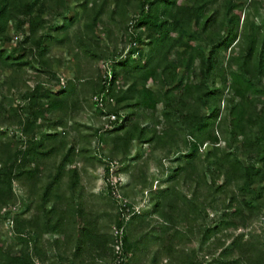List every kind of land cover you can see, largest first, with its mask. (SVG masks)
<instances>
[{
    "label": "trees",
    "instance_id": "trees-1",
    "mask_svg": "<svg viewBox=\"0 0 264 264\" xmlns=\"http://www.w3.org/2000/svg\"><path fill=\"white\" fill-rule=\"evenodd\" d=\"M61 1L46 0V7H37V0H0V70L21 65L28 51L33 49L37 50L40 64L49 66L45 41L67 44L77 58H80V53L89 58L105 56L106 48L93 42V38L110 31V26L102 19L106 11L110 20L119 27L126 29L131 24L134 30L143 28L144 33H138L135 39L144 41L146 50L140 48L139 55L134 56L130 49L127 55L117 60L108 58L110 69L104 60L101 61L95 76L80 74L76 63V77H71L67 85L58 89L42 88L41 81L37 80L25 94L27 104L22 108L29 115L22 124V132L33 130L40 119H48L53 111H58L65 122L71 118L67 114L78 109L80 98L89 93L104 92L105 99L114 100L113 104H106L107 113L119 116L120 111H124L116 133L110 137L100 135L103 140L109 138L111 142L109 157L116 154L124 156V159H113L111 165L105 167L107 179L111 174L126 172L125 159L131 154L135 139L154 151L173 145L179 135L188 131L192 141L187 151L178 156L179 161L173 167L170 180L200 161L197 149L207 141L212 146L204 156L209 167L200 173L203 179L210 175L209 187H214V191L232 187L239 193L252 194L245 200L247 205L263 197L264 81L261 77L264 78V23L255 24L249 18V11L242 16L243 0H115L109 9L105 8L103 0H74L80 10L69 19L74 21L78 13L82 14L74 42L67 32H58L65 25L64 21L54 23V33L43 32L48 21L43 15L45 8L53 11ZM247 6L249 9L256 6L264 8V0H248ZM130 10L132 14H129ZM22 14L27 16L26 26L19 17ZM11 24L15 29L23 25L21 43L24 50L21 52H16L14 47L7 49L3 46L5 40L10 39ZM240 38H244L245 45L239 42L238 52L232 57L236 67L220 66V50L230 48L233 53ZM195 60H198L199 72L195 70ZM179 68H183L182 75ZM16 75L17 70L12 68L7 89L16 80ZM223 88L228 93L221 105ZM158 104L162 105L160 117L146 125L145 122L150 121L146 117L147 110H154ZM202 107L206 108L205 112H201ZM9 109L13 110V107ZM74 122L78 130L84 124L75 117ZM93 130L96 132L100 127ZM6 135L7 131L0 128V141ZM16 144L11 140L0 143V209L13 198L12 181L18 180L26 189L28 201L25 211L30 212L27 218L22 217L21 212L13 217L12 229L18 239L32 241L36 253H40L37 244L44 232L57 234L51 238L50 244L58 252H61V245L67 250L73 241L76 242L66 264H101L105 257H108L105 261L109 264H130L145 248L141 237L131 235L129 230V225L141 218L139 212L130 215L118 239L123 256L114 252L111 235L99 238L101 234L97 232L96 217L87 215L80 199V172L77 165L72 164L75 145H69L67 138L42 136L29 139L24 148L14 150ZM236 146L240 147L242 156L250 159L249 162H243L234 150ZM86 150L83 144L79 145L78 151L83 156ZM139 156L137 152L133 157ZM12 158H18L19 162L12 165ZM145 159L148 160L149 156ZM58 160L61 161L57 163ZM64 161L71 165L65 168ZM45 169L54 171L43 181ZM186 174L187 178L194 179L192 171L186 170ZM63 175L67 178L63 193H60L56 188ZM220 177L223 179L219 183ZM172 181L152 190L154 209L163 205L161 196L179 192ZM112 186L108 184L109 189ZM65 191L68 194L65 195ZM195 198L192 196L189 201L195 202ZM227 198V193L222 196L224 206L230 205L225 203ZM47 200L53 201L51 208L45 207ZM232 212H237L236 206ZM162 216L163 221L149 231L153 238L164 236L165 240L181 233L174 226L171 212L166 211ZM123 223V218L118 217L116 226ZM167 245L172 246L169 242ZM253 245L235 236L232 246L222 249L214 258V264H263L264 252L252 255ZM236 250L238 255L231 257ZM186 261L189 263L187 259L181 260L180 264H187ZM0 264H32V260L24 249L10 254V250H4L0 242Z\"/></svg>",
    "mask_w": 264,
    "mask_h": 264
},
{
    "label": "rangeland",
    "instance_id": "rangeland-1",
    "mask_svg": "<svg viewBox=\"0 0 264 264\" xmlns=\"http://www.w3.org/2000/svg\"><path fill=\"white\" fill-rule=\"evenodd\" d=\"M103 1L105 8L109 9L115 0ZM243 1L242 16L249 11V18L255 24L264 23V8L256 6L249 9L248 0ZM45 4L46 0H37L35 3L37 7H46ZM78 10L80 7L74 0H62L54 6L53 11L45 8L43 15L48 18V21L43 32L54 33V23L64 21L65 25L61 26L58 32L62 34L67 32L68 37L74 42V33L77 27L81 26L82 14L78 13L74 21H71L69 17ZM132 13L130 10L129 14ZM19 17L24 20L23 25L26 26L27 16L22 14ZM102 19L110 26V31L101 34L98 38H93V42H98L106 48L105 56L89 58L80 53V58H77L73 51L69 50L67 44L59 43L56 40L50 43L45 41L43 44H47L46 55L49 57V66L40 64L37 50L33 49L32 52L28 51L26 60L21 65L5 67L0 70V128L7 131V135L2 137L0 143L9 140L16 141L14 150L22 149L29 139L46 136L55 139L65 137L69 145H75L72 164H76L80 172V185L82 186L80 199L87 215L91 217L92 214L96 217L97 232L101 234L99 238L111 235L116 253V240L121 238L127 219L133 212H139L142 215L140 219L129 225V230L131 235L141 237L145 248L140 250L138 256L130 264H180L181 260L187 259L189 261V263L186 261L187 264H214V258L219 255L222 249L232 246V239L235 236L255 244L251 249L252 255L264 252V195L258 200H253L252 205H247L245 200L250 199L252 194L239 193L232 187L217 191H214V187L210 188L208 184L210 175L207 174L203 179L200 173L201 170L205 171L209 167L208 160L204 156L208 149H212L210 142L205 141L198 147L200 161L197 164L188 169L185 168L178 173L173 181L170 180L173 167L179 161L178 156L187 151L192 141L188 131L179 135L177 142L173 145L154 151H150L139 139H135L131 145V154L125 159L126 172L119 175L111 174L108 179L105 177V167L110 166L113 159H124V156L116 154L109 157L111 142L108 140L109 138L103 140L100 135L110 137L116 133L124 111H120L119 116L113 112L107 113L106 104L108 102L113 104L114 100L105 99L104 92L89 93L80 98L78 109L70 111L67 117L71 118L65 122L64 118H60L58 111H53L49 114L48 119H40L33 130L27 133L22 132V124L29 115L22 108L27 104L25 94L28 87H33L37 80L41 81L42 88L58 89L67 85L71 77H76V63H78L80 74L95 76L101 61L104 60L110 69L111 65L106 61L108 58L117 60L127 55L130 49L133 50L134 56L139 55L140 48L146 50L145 42L135 39L138 33H144L143 28L134 30L131 24L126 29L122 26L119 27L110 20L108 11L102 14ZM23 25L20 29H15L13 24L9 25L10 39L8 41L4 39V47L7 49L14 47L16 52L24 50L21 43ZM239 42L245 45L244 38H240L234 45L233 53L230 48L226 51L220 50L218 54L220 66L236 67L232 57L238 52ZM201 44L203 45L202 42ZM194 66L195 70L199 72L198 60H195ZM12 68L13 71L17 70L16 80L7 89ZM182 73L183 68H179V74L182 75ZM261 81H264L263 77H261ZM222 92L221 105L225 102L228 91L223 88ZM9 107H13V110ZM161 108L162 105L158 104L154 110H147L146 117L150 121L145 122L146 125L149 126L152 119L160 117ZM205 111L206 108L202 107L201 112ZM74 117L84 123L79 126V130L75 125ZM56 122L61 123L56 124ZM97 126L100 127V130L95 132L93 128ZM81 136H83L82 141H80ZM80 144H83L87 149L84 151L85 156L78 151ZM234 150L244 163L250 161L248 157L240 154L239 146H236ZM137 152L140 153V156L134 158L133 156ZM146 156H149L148 160L145 159ZM61 160H58L57 163ZM18 162V158L11 160L12 165H16ZM70 165L71 163L68 161L63 162L65 168ZM186 170L192 171L193 180L187 178ZM53 171L45 169L43 181H46ZM66 178L67 176L63 175L57 185L56 189L60 193H63ZM222 179L223 177H220L219 183ZM171 181L175 182V188L179 192L174 191L161 196L163 205L159 206L157 210L154 209L152 190L155 186H165ZM109 183L113 184L111 189L108 188ZM12 192L11 201L0 209V242L3 243L4 250H10V254H17L24 249L32 260V264H66L76 242L73 241L67 250L66 246L61 245V252H58V249L50 244L51 238L57 234L44 232L37 244L40 253H36L32 241L21 240L15 236L12 229L13 217L16 213L21 212V216L27 218L30 212L25 211L28 196L26 189L18 180L12 181ZM226 193L228 198L225 203H230L229 206H224L222 201V196ZM66 194H68L67 191H65ZM233 194L235 196L229 202ZM192 196L196 197L195 202L189 201ZM53 204L52 200H47L45 207L51 208ZM235 206L237 212H232ZM7 211L9 214H6ZM166 211L173 214L174 226L178 227L181 233L170 239L165 238L164 240V236L155 239L149 231H152V228L163 221L162 214ZM118 217H122L124 221L120 227L116 226ZM168 242L172 244L171 247L167 245ZM118 254L123 256L120 249ZM237 255L238 251L236 250L231 257ZM107 258L105 257L101 264H109L108 261H105Z\"/></svg>",
    "mask_w": 264,
    "mask_h": 264
},
{
    "label": "built area",
    "instance_id": "built-area-1",
    "mask_svg": "<svg viewBox=\"0 0 264 264\" xmlns=\"http://www.w3.org/2000/svg\"><path fill=\"white\" fill-rule=\"evenodd\" d=\"M117 231H118V230H117ZM119 239H120V238H119ZM115 245H116V247H117V248H116V252H119V249H120V242H119L118 239L116 240V244H115Z\"/></svg>",
    "mask_w": 264,
    "mask_h": 264
}]
</instances>
